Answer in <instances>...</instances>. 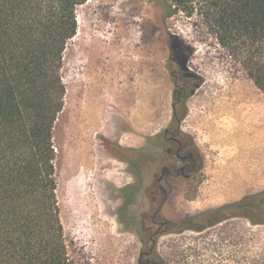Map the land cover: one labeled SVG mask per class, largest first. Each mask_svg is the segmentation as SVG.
Returning <instances> with one entry per match:
<instances>
[{"label":"rangeland","instance_id":"374dc122","mask_svg":"<svg viewBox=\"0 0 264 264\" xmlns=\"http://www.w3.org/2000/svg\"><path fill=\"white\" fill-rule=\"evenodd\" d=\"M76 15L78 31L61 69L65 106L52 131L69 256L73 264H146L140 257L153 247L150 236L158 228L137 231L153 211L147 212L150 202L123 207V188L136 183L128 151L170 127L179 84L191 92L179 113L187 110L181 126L195 141L203 170L176 185L162 218L176 225L259 194L264 129L254 136L237 125L241 104L264 108V92L197 16L166 18L155 0H90ZM173 36L183 43L178 52ZM185 58L191 75L176 80L172 74L183 73L179 62ZM145 164L149 181L152 165ZM112 174L113 181L107 179ZM155 245L151 259L157 264H264V224L235 218L203 232L174 227Z\"/></svg>","mask_w":264,"mask_h":264},{"label":"trees","instance_id":"16d2710c","mask_svg":"<svg viewBox=\"0 0 264 264\" xmlns=\"http://www.w3.org/2000/svg\"><path fill=\"white\" fill-rule=\"evenodd\" d=\"M88 1L0 0V264H73L58 206L52 131L65 106L64 53L78 31L77 8ZM155 1L166 18L199 17L264 92V0ZM171 40L178 52L182 40ZM186 117L187 110L177 121ZM144 149L128 151L138 181L122 190L126 210L149 202ZM152 210L137 223L140 235L158 220L181 232L235 218L264 224V191L176 225Z\"/></svg>","mask_w":264,"mask_h":264},{"label":"flooded vegetation","instance_id":"af4514ba","mask_svg":"<svg viewBox=\"0 0 264 264\" xmlns=\"http://www.w3.org/2000/svg\"><path fill=\"white\" fill-rule=\"evenodd\" d=\"M173 62L174 60L171 59V63ZM186 64L187 58L179 62L183 73L178 74L177 72H173L172 75L176 80L180 79L181 74L191 75L188 72L184 73V68L187 67ZM187 94V90H183L179 84L176 85L173 105L175 118H173L169 128L148 139L144 145L145 149L142 155L139 156L140 159H144L146 163L152 165L151 171H148L151 172V177L148 181L147 196L157 213L162 212V207L176 194L175 187L180 181H194L196 176L203 170L201 156L195 141L184 133L181 126L184 121H177L178 113L183 108L184 98ZM175 125H178V127H175ZM133 175L137 182V174L134 173ZM161 201H165V203L161 205ZM152 206L149 207L148 213L152 210ZM154 226L158 229L150 236L153 247L149 252L143 253L140 257L141 261L148 259L146 264H157L151 259L155 256L156 238L160 233L172 229L171 226L159 220L154 222ZM147 232H151V227L148 228Z\"/></svg>","mask_w":264,"mask_h":264},{"label":"bare ground","instance_id":"6f19581e","mask_svg":"<svg viewBox=\"0 0 264 264\" xmlns=\"http://www.w3.org/2000/svg\"><path fill=\"white\" fill-rule=\"evenodd\" d=\"M95 46V45H94ZM88 46H86L87 48ZM91 47V46H90ZM94 49V47H93ZM99 53V51H97ZM120 62V61H118ZM259 104V103H258ZM263 106V105H262ZM261 104H260V107L256 104V105H248V104H244L240 106L239 108V122L240 124L237 125L239 126L238 129L240 131H243V132H248V133H252V134H255L257 133L260 134V131L262 129H264V126H263V121H264V108H261L262 107ZM245 109H248L249 110V113L247 112H244ZM230 125V124H229ZM228 126V125H227ZM264 131V130H263ZM242 132V133H243ZM263 134V133H262ZM256 136V134L254 135ZM258 141V139H256ZM255 140V141H256ZM260 140V139H259ZM256 141V142H257ZM260 142H258L257 144L255 145H258ZM86 149L88 150V152H90L89 150V146L88 144L86 143ZM84 147V146H83ZM85 150V149H84ZM89 154V153H88ZM88 155H85V157H87ZM89 159V158H88ZM93 160V159H92ZM92 160H88L89 163H90V166L92 164ZM87 162V161H86ZM95 165V164H94ZM89 166V165H88ZM95 168V166H94ZM113 178H114V175L112 174V176L108 177L107 179L113 181ZM101 183V180L100 182ZM112 184V183H111ZM99 188V187H98Z\"/></svg>","mask_w":264,"mask_h":264},{"label":"crops","instance_id":"0c3cea01","mask_svg":"<svg viewBox=\"0 0 264 264\" xmlns=\"http://www.w3.org/2000/svg\"><path fill=\"white\" fill-rule=\"evenodd\" d=\"M239 147H243V146H239ZM230 156H231V159H233V157H232L233 154L230 153ZM174 196H175V195H174ZM174 196H173L172 198H170L168 202H171V201L173 202V200L175 199ZM168 202H167V203H168ZM177 202H178V203H181V202H179V200H178ZM167 203H166V204H167ZM182 206H183V205H182ZM182 208H184V206H183ZM184 209H185V208H184ZM200 210H201V209L199 208V212H200ZM184 219H185V217L183 216V219L181 220V222L184 221Z\"/></svg>","mask_w":264,"mask_h":264}]
</instances>
